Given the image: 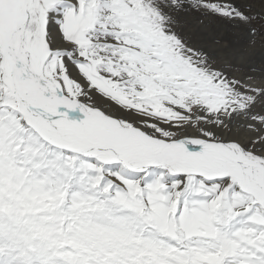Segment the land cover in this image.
<instances>
[{
    "label": "snow or ice",
    "instance_id": "6c2138e0",
    "mask_svg": "<svg viewBox=\"0 0 264 264\" xmlns=\"http://www.w3.org/2000/svg\"><path fill=\"white\" fill-rule=\"evenodd\" d=\"M0 264H264V0H0Z\"/></svg>",
    "mask_w": 264,
    "mask_h": 264
}]
</instances>
